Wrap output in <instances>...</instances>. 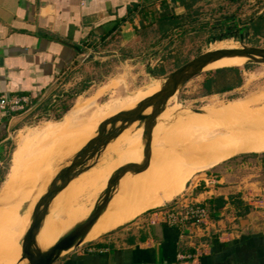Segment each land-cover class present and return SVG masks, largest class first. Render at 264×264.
Wrapping results in <instances>:
<instances>
[{"label": "crops", "instance_id": "crops-1", "mask_svg": "<svg viewBox=\"0 0 264 264\" xmlns=\"http://www.w3.org/2000/svg\"><path fill=\"white\" fill-rule=\"evenodd\" d=\"M180 1L0 0V95L32 99L26 112L0 120V153L10 134L26 127L37 112L57 113L46 105L53 96H59L54 103L70 93L80 96L86 85L118 71L128 80L132 67L153 75L156 70L147 56L167 37L160 38L149 24L160 13L162 2L173 7L176 15H185ZM213 1L196 6L201 12L197 21L210 19L202 17L207 16L204 9L212 11ZM162 80L155 79L132 94L139 95ZM97 97L79 98L62 120L47 124L35 139L80 135L90 128L96 133L101 123L118 115L96 123L101 113ZM263 153H253L259 156L251 167H244L242 159L219 164L193 185L187 183L175 201L94 241H84L54 264H264ZM219 198L225 205L217 210L211 201ZM195 204L209 211L208 221L169 223L171 211ZM181 254L191 258L179 259Z\"/></svg>", "mask_w": 264, "mask_h": 264}, {"label": "rangeland", "instance_id": "rangeland-1", "mask_svg": "<svg viewBox=\"0 0 264 264\" xmlns=\"http://www.w3.org/2000/svg\"><path fill=\"white\" fill-rule=\"evenodd\" d=\"M209 9H212V11ZM209 9V11L204 9L203 12H206L207 16L202 17L205 19L210 18L209 20L196 23L187 22L183 28L176 30L171 37H168L160 47L156 44L150 48V55L147 56L151 61L150 66L151 68L154 67L155 70H165L166 74L164 76H147L146 73L139 72L138 68L132 67L133 69L129 71L128 80H124L121 71L114 72L112 77L108 79L86 85L84 94L74 95L70 100V110L79 98L86 100L98 95L95 100L96 108L101 109L99 119L96 121L98 123L116 114L134 110L143 99V92L139 95L132 93L144 89L155 79H165L190 61L210 51L212 44L213 50L216 51L241 49L242 46L264 48V38H258V42H255L251 30L245 32L243 40L235 35L234 38L230 37L223 42L215 43V39L223 34V29L218 28L221 23L228 19H235L236 27L244 28L248 26L252 18L264 13V0H242L235 4L226 0H214ZM234 32L232 35H234ZM157 59H159V62H155ZM250 65L249 70H244L243 85L229 93L207 95L203 89V83L209 71H204L183 84L176 94V98L169 101L157 116L154 128L160 117L174 109L186 110L183 113L181 112L182 118L174 120L171 116H164L160 119L159 124L155 129L153 128L152 132V155L149 167L143 172L125 175L123 180L119 181L116 189L113 190L111 200L119 192L125 190L128 184L145 174L158 173L161 170L177 167H190L191 172L194 171L185 184L186 187L189 183V187L200 176L218 166L217 163L218 165L214 164V166L205 168H192L203 163V159L207 158H204V156L219 153V149L209 150V152L197 149L198 147L194 143L203 132L210 130V135L214 136L219 125H234L235 123L245 125L247 123L252 124L256 120L264 121V64L253 63ZM243 66L240 67L243 68ZM156 91H158V87L153 88L151 86L146 92ZM242 100H248L250 103L241 108L239 112L233 110L234 104ZM195 110H201L206 117L195 115L193 112ZM255 112L259 113L254 116V119L253 117L247 120L243 119L246 116L250 117ZM37 113V118L30 117L26 121V127L13 133L9 143L5 145L2 153H0V162H2L0 177L2 182L5 178L8 181L12 175L17 178L13 194L7 198L0 197V264H17L19 259L21 262L23 240L31 225L37 203L46 194L57 175L72 164L75 157L83 151L88 145L89 139L95 134L90 128L80 135L74 134L54 139L42 138L37 140L35 139L36 135L47 124L56 123L67 114L60 120H56L54 114L49 117L42 114L41 111ZM85 120L86 117L82 118L79 123ZM143 124L126 141H122L120 135L106 149H103L95 158L75 172L79 175L51 204L48 225L43 227L38 243H55L60 237H54V234L61 227L70 226L73 229L77 224L85 221L94 211L96 205L101 202L107 190L109 179L126 165L142 164L145 147ZM101 125L93 139L99 136ZM120 127L121 122L116 123L115 127L109 124L106 133L117 132ZM192 135L195 136L194 139H197L194 143L190 139ZM23 137H28L31 142H25ZM261 145L260 148L252 149L246 154L263 153L264 144ZM175 155L180 156L172 158ZM241 155L243 154L237 155V157ZM185 156L192 158V160H183ZM242 160L244 161V167H251L256 158L249 156ZM183 191L181 194H183ZM181 194L160 207L175 201ZM158 208L145 211L142 214ZM100 223H102V219L98 222V224ZM97 225L89 234L88 238L90 239L88 241H94L103 234L108 233L105 232L96 238H92L94 230L98 227ZM70 230H67L62 237ZM112 231H115V229ZM50 246H40V249L45 250ZM20 251L21 257L19 258Z\"/></svg>", "mask_w": 264, "mask_h": 264}, {"label": "water", "instance_id": "water-1", "mask_svg": "<svg viewBox=\"0 0 264 264\" xmlns=\"http://www.w3.org/2000/svg\"><path fill=\"white\" fill-rule=\"evenodd\" d=\"M241 39L243 40L244 38L242 37ZM83 56L87 57L89 55L84 54ZM226 57H243L249 60L247 64H264V48L242 46V48L238 50L208 51L166 77L161 91L145 99L136 109L120 113L106 120L100 127L99 136L91 140L83 151L75 157L72 164L57 175L46 194L37 203L32 216L31 225L23 240L21 262L27 261L28 264H54L65 252L75 249L83 243L92 227L107 208L113 190L118 185L119 181L128 173L137 174L145 171L149 167L152 155L151 144L154 123L157 116L166 107L168 100L178 93L183 84L204 72L209 64ZM150 108H152L151 114L145 116L144 113ZM193 112L204 114L201 110H195ZM119 122H121V127L117 132L106 133L109 124L115 127L116 123ZM135 122H140V124L144 123L145 147L142 164H129L119 169V171L109 179L107 190L101 202L96 205L89 217L73 227V229L61 237L58 242L47 251L39 249L37 246V237L43 222L49 214L54 199L69 186L77 175H79V173H75L77 170L95 158L103 149H106L112 141L116 140ZM12 136L13 133L10 134L7 141L10 140Z\"/></svg>", "mask_w": 264, "mask_h": 264}, {"label": "bare ground", "instance_id": "bare-ground-1", "mask_svg": "<svg viewBox=\"0 0 264 264\" xmlns=\"http://www.w3.org/2000/svg\"><path fill=\"white\" fill-rule=\"evenodd\" d=\"M218 42H223V41H217L215 43ZM222 50H238V49H222ZM212 51H216V50H211L210 52ZM248 61L249 60L247 58H243V57H226V58H222L217 62L209 64L204 71L215 70V68H222V67H240L246 65ZM164 83H165V79H163L162 82L159 84L152 85L153 88L158 87V91L156 92H152V93L146 92L149 90L151 86L145 89L143 91V99L138 103V105L142 103L145 99L159 93ZM174 98H176V94L168 100L167 104L169 103V101H171ZM248 103H250V101L248 100L239 101L236 104H234L233 110L239 112L240 109L246 107ZM151 111L152 108L148 109L144 113V115L145 116L150 115ZM184 111L186 110L174 109L170 111V113L164 116L166 117L171 116L174 118V120L180 119L182 118L181 112L183 113ZM258 113L259 112H255L250 117L246 116L243 119L247 120L250 119L251 117H253L254 119V116H256ZM194 114L198 116L206 117L204 114H199V113H194ZM162 117H160L157 120L155 124V128L159 124V121ZM141 126L142 124H140V122H135L133 125H131L127 130L123 132V134L120 136V139L122 141H126L131 135H133L137 130H139ZM209 131L205 133L203 132V134L198 138V140L194 139L195 138L194 135H192L190 139L193 140V143L197 140L196 143H194V145L198 147L197 149H201L203 151H208V152L209 150L219 149V153L212 155L208 154L209 156H204V158L205 157L207 158L203 159V163L193 166L192 168L194 169L205 168L212 165L214 166V164L216 165L221 164L233 158L236 155L246 154V152H249L252 149H258L260 148V146H262L261 144H264V121L261 120H256L252 124L247 123L245 125H240L237 123H235L234 125L231 124L219 125L215 130L216 134L214 136L210 135ZM97 132L89 139L88 142H90L97 135ZM258 141L259 143H257ZM178 156L180 155H175L172 158H177ZM183 160L189 161L192 160V158L185 156ZM189 168L190 167L187 168L177 167L167 170H161L158 173L145 174L135 179V181H133L132 183L128 184V186L125 187V190L119 192L117 196L113 197L112 200H110L104 213L96 222V224L92 227L85 240L88 241L90 239L88 238L89 234L101 219H102V223L97 225L98 227L96 228V230H94L92 234V238H96L105 232L112 231L135 219L143 212L163 206L165 203L171 201L175 196H178L179 194L182 193L187 179L189 178L190 174L194 171L193 170L191 172L192 169ZM123 178L120 181H122ZM16 179L17 178L14 175H12L8 179V181L5 182L3 186V190H2L3 194L1 195V198L2 196L3 198L10 197L13 194V190L15 189V185H16ZM48 221H49V214L46 217L45 221L43 222L42 228L38 234L37 246L39 249L40 246H44V247L49 245L51 246L42 251H47L48 249L53 247L62 237V235L66 233L67 230L71 229L70 226L61 227L58 230V232L54 234V237H60L55 243H49V244L44 242L38 243L39 238L42 234L43 227L48 225ZM20 257H21V251L19 253V258ZM17 264H28V263L27 261L20 262L19 259Z\"/></svg>", "mask_w": 264, "mask_h": 264}, {"label": "trees", "instance_id": "trees-1", "mask_svg": "<svg viewBox=\"0 0 264 264\" xmlns=\"http://www.w3.org/2000/svg\"><path fill=\"white\" fill-rule=\"evenodd\" d=\"M205 0H181L180 4L186 9L185 15H176L174 12V8L168 5L165 2L161 4V11L158 13L149 25V28L154 29V33L159 35V37H171V35L181 28L187 22H198V17L200 16L201 12L196 7L199 3L204 2ZM229 3L235 4L239 3L242 0H226ZM235 22V19H228L221 23L220 26L227 25L228 22ZM251 30L252 36L255 42H258V38H264V13L260 14L259 16L252 18L249 22V25L243 28V33L245 34L246 31ZM233 31H229L225 33L224 36L218 37L215 41L229 39L230 37L234 38L235 35H232ZM230 35V36H229ZM238 37V36H237ZM251 68L250 64H246L241 67H223L219 69H215L209 71L207 73V77L203 83V89L207 93V95H215V94H225L234 91L235 89L240 88L244 83V70H249ZM166 74L165 70L159 69L153 71L154 76H164ZM74 94L70 93L67 94L65 97L61 98L58 103L52 102L50 99L46 105L48 106L49 111H57L55 113V119L60 120L69 110H70V100H72ZM22 113H19L20 115ZM15 115V116H18ZM7 120H10L11 117H5ZM258 157L259 154H243L239 157L235 156L229 160L235 159H244L246 157ZM264 159V153H263ZM1 185V180H0ZM233 198H230L232 201ZM214 205L215 209H220L225 205L223 199L219 198L216 200L211 201ZM236 206H240V202L235 204ZM240 215L243 213L240 212Z\"/></svg>", "mask_w": 264, "mask_h": 264}, {"label": "built area", "instance_id": "built-area-1", "mask_svg": "<svg viewBox=\"0 0 264 264\" xmlns=\"http://www.w3.org/2000/svg\"><path fill=\"white\" fill-rule=\"evenodd\" d=\"M59 96H53L52 101L56 102ZM32 99L24 95H0V120L5 117H13L19 113L26 112L30 106ZM51 116V113L48 114ZM209 211L200 205H189L182 209L171 211L168 215V221L172 225H183L187 222L201 224L208 221ZM179 259L191 258V256L179 255Z\"/></svg>", "mask_w": 264, "mask_h": 264}, {"label": "flooded vegetation", "instance_id": "flooded-vegetation-1", "mask_svg": "<svg viewBox=\"0 0 264 264\" xmlns=\"http://www.w3.org/2000/svg\"><path fill=\"white\" fill-rule=\"evenodd\" d=\"M223 24V23H222ZM219 29H223V34L220 35V37L224 36L225 33L229 32V31H233L236 30L234 32V35H237L239 37V39H241L242 37L244 38V33H243V28H238L236 27L235 25V22L232 21V22H228L227 25H224V26H219L218 27ZM216 28V29H218Z\"/></svg>", "mask_w": 264, "mask_h": 264}]
</instances>
